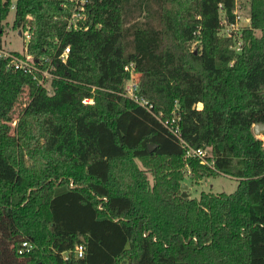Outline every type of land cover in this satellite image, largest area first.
<instances>
[{"label":"trees","instance_id":"16d2710c","mask_svg":"<svg viewBox=\"0 0 264 264\" xmlns=\"http://www.w3.org/2000/svg\"><path fill=\"white\" fill-rule=\"evenodd\" d=\"M169 1L0 0V47L13 11L38 70L0 60V264H264V0H247L239 52L219 34L242 2ZM130 64L151 113L124 96ZM173 110L186 147L153 115ZM219 175L233 193L182 197L185 176Z\"/></svg>","mask_w":264,"mask_h":264},{"label":"built area","instance_id":"2783aa9c","mask_svg":"<svg viewBox=\"0 0 264 264\" xmlns=\"http://www.w3.org/2000/svg\"><path fill=\"white\" fill-rule=\"evenodd\" d=\"M235 23L232 25H226V21L224 20L223 23L225 24V33L228 36H234V45L232 49H234L236 52H239L242 48V33L241 28H244L249 23V18H241L238 13L235 10ZM241 20H244L245 22L243 24H239ZM70 27V26H69ZM76 26H73V29H75ZM22 37H24V42L26 43L29 40V33H21ZM69 53V48H65L62 52V54L59 56V59L64 62L67 55ZM23 58H19L15 55H13L12 51H8L7 49L0 47V60H8L6 63V69H13L15 71H21L24 74H31L34 75L35 71H38L37 68H35L28 56H26L24 53L20 54ZM124 71H126L129 74V79L125 82L124 85V96L129 98L130 100L134 101L135 103L139 104L142 107H145L148 112L151 111V106H147V102H145L143 99L138 98L137 92H138V83L139 81L136 78L137 73L134 71L133 65H127L124 67ZM42 75L40 79H38V83L40 86L48 89L49 83H45V80L51 78V75L48 73V71H39ZM36 78V76L34 75ZM83 103H92V100H84ZM153 114V113H152ZM155 118L167 129V131L172 134L175 138L178 139L180 144L183 147H186L185 143L181 139V133L179 128V116L176 114V111L173 110L171 113V116L169 118H162V115L159 113L157 115L153 114ZM207 153L203 149L194 150L191 148H188L185 154L186 158H197L200 160L201 164L209 165L206 161ZM22 249L28 250L31 249V246L27 243H22ZM21 249V252H22ZM82 247H77L76 249V256L77 258H81L83 256ZM19 252V253H21Z\"/></svg>","mask_w":264,"mask_h":264},{"label":"rangeland","instance_id":"374dc122","mask_svg":"<svg viewBox=\"0 0 264 264\" xmlns=\"http://www.w3.org/2000/svg\"><path fill=\"white\" fill-rule=\"evenodd\" d=\"M77 1V0H76ZM174 1V2H173ZM239 4L242 2L244 4L243 9L237 5L236 7V12L238 15L243 19L245 17H248L247 15V6L248 2L247 0H236ZM84 1H81L83 3ZM76 4V2H74ZM80 3V4H81ZM190 0H171L169 1L167 5V10L172 12L174 11L177 7H179L181 10V14H188L189 13V8H190ZM85 13H84V8L77 5L74 7L72 10L71 14L69 17H67V23L68 26H76V23L78 21H83L85 19ZM12 20H13V11L10 12L9 16L7 17L6 21L4 22L5 27H4V35L2 36V45L4 49H7L8 51L16 52L19 54H23L25 51V42H24V37L20 36L18 32L14 31L12 29ZM245 21L241 20L239 24H243ZM221 37H226L225 31L221 30L220 34ZM199 41L196 39L193 42L190 43L189 45V51L192 52L194 55L198 54L200 51L199 48ZM232 49V47H230ZM26 102L23 101L21 102L17 109L19 111H22L24 108ZM200 107V106H199ZM16 123H13L12 126L15 127ZM262 142L264 146V136H259L258 137ZM207 155H208V149L205 150ZM150 177V176H149ZM183 185L187 187L185 190L186 194L190 196V198L193 199H198L200 196L201 192H207V193H213V194H218V193H226V194H231L233 193L238 185L237 179H234L228 175H219L216 178H206L200 180L198 183H194L190 181L188 176L184 177L183 180ZM66 187H60L56 189V195L61 194L65 191Z\"/></svg>","mask_w":264,"mask_h":264},{"label":"water","instance_id":"95a60500","mask_svg":"<svg viewBox=\"0 0 264 264\" xmlns=\"http://www.w3.org/2000/svg\"><path fill=\"white\" fill-rule=\"evenodd\" d=\"M18 34L21 35V32L19 31ZM252 132H253L254 136H256V137H259V136H262V135L264 136V124H259V125L253 126ZM148 149H149V151H152L154 149V146L149 145ZM181 188L183 190L182 197L186 198L187 194L185 193V190L187 189V187L185 185H182Z\"/></svg>","mask_w":264,"mask_h":264}]
</instances>
